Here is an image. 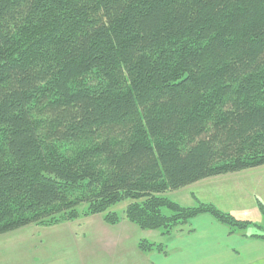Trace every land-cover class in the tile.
Wrapping results in <instances>:
<instances>
[{
    "label": "trees",
    "instance_id": "16d2710c",
    "mask_svg": "<svg viewBox=\"0 0 264 264\" xmlns=\"http://www.w3.org/2000/svg\"><path fill=\"white\" fill-rule=\"evenodd\" d=\"M261 165L264 0H0V234L101 214L170 236L208 214L264 240L166 196Z\"/></svg>",
    "mask_w": 264,
    "mask_h": 264
},
{
    "label": "crops",
    "instance_id": "0c3cea01",
    "mask_svg": "<svg viewBox=\"0 0 264 264\" xmlns=\"http://www.w3.org/2000/svg\"><path fill=\"white\" fill-rule=\"evenodd\" d=\"M209 190L206 201L214 202L211 197L216 200L223 193ZM244 210L240 213L245 214ZM255 212L256 218L247 213L245 218L264 227V216L257 209ZM83 219L82 226L76 220L56 224L58 237L77 239V246L53 254L50 262L43 264H264V240L250 236V230L255 228H249L245 236L230 234L225 225L208 214L195 216L170 236L159 230H143L153 231L150 237H144L142 229L125 219L112 225L99 214ZM141 239L162 244V251L156 248L142 251L138 248Z\"/></svg>",
    "mask_w": 264,
    "mask_h": 264
},
{
    "label": "rangeland",
    "instance_id": "374dc122",
    "mask_svg": "<svg viewBox=\"0 0 264 264\" xmlns=\"http://www.w3.org/2000/svg\"><path fill=\"white\" fill-rule=\"evenodd\" d=\"M209 188V191L215 189L223 193H220L221 195L216 200L212 196L211 199L214 202L206 201ZM166 196L185 206L194 205L198 201L211 203L223 211L232 213L239 219H247L245 218L247 214L252 218H256L255 209L259 210L260 214L264 216L259 207L261 205L264 210V165L237 173L209 177L182 189L168 191ZM129 202L130 200H123L111 206L110 210L122 216L123 210ZM244 208L245 214H241L240 211ZM165 212L168 211L165 210ZM99 215L102 216L101 214ZM83 218L76 219L81 226L85 222ZM124 219L122 217L121 220ZM77 223L74 222V224ZM58 226L31 224L0 234V264L49 263L48 259L53 254L57 252H60L59 254L65 253V250L71 249L75 245L77 246V239L74 241L58 237ZM141 232H145L142 233L144 237H150L153 231H143L142 229ZM250 232L253 234L258 231L251 229Z\"/></svg>",
    "mask_w": 264,
    "mask_h": 264
}]
</instances>
